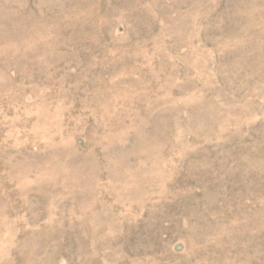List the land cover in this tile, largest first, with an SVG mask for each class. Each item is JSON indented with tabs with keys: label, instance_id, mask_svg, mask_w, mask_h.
<instances>
[{
	"label": "rangeland",
	"instance_id": "374dc122",
	"mask_svg": "<svg viewBox=\"0 0 264 264\" xmlns=\"http://www.w3.org/2000/svg\"><path fill=\"white\" fill-rule=\"evenodd\" d=\"M0 264H264V0H0Z\"/></svg>",
	"mask_w": 264,
	"mask_h": 264
}]
</instances>
